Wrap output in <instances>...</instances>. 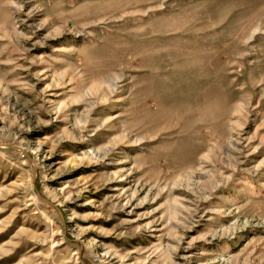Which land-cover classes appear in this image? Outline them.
<instances>
[{"label": "rangeland", "instance_id": "374dc122", "mask_svg": "<svg viewBox=\"0 0 264 264\" xmlns=\"http://www.w3.org/2000/svg\"><path fill=\"white\" fill-rule=\"evenodd\" d=\"M0 144V264H264V0H0Z\"/></svg>", "mask_w": 264, "mask_h": 264}, {"label": "water", "instance_id": "95a60500", "mask_svg": "<svg viewBox=\"0 0 264 264\" xmlns=\"http://www.w3.org/2000/svg\"><path fill=\"white\" fill-rule=\"evenodd\" d=\"M9 147V148H13L15 150H19L22 154H24V156L26 158H28L30 160V162L32 163V175L33 177H35V172H36V166H35V163L34 161L32 160V158L30 157V155L25 151L24 148L22 147H19V146H15V145H11V144H0V147ZM36 196L39 198V200H41L42 202H45L47 204H49L50 206L56 208V206L54 205V203L50 202L49 200H47L46 198H43L42 196H40V194L38 193V191L36 190ZM58 210V209H57ZM59 211V210H58ZM60 212V211H59ZM79 254H78V257H79V263L80 264H85L81 259H80V255H81V252H82V246L79 247Z\"/></svg>", "mask_w": 264, "mask_h": 264}]
</instances>
